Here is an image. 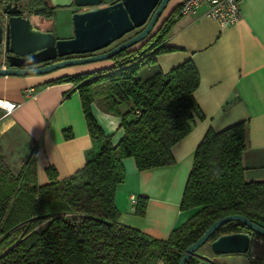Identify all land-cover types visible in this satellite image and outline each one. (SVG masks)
Listing matches in <instances>:
<instances>
[{"label":"trees","instance_id":"1","mask_svg":"<svg viewBox=\"0 0 264 264\" xmlns=\"http://www.w3.org/2000/svg\"><path fill=\"white\" fill-rule=\"evenodd\" d=\"M18 1L35 26L54 20L55 7L47 0ZM177 7L158 18L148 37L112 55L110 65L50 80L75 85L88 132L100 143L80 169L58 179L49 166V181L39 184L33 150L14 171L0 149V264H177L184 249L221 216L239 213L264 226V180L244 178L247 120L205 131L180 201L188 216L166 238L118 221L115 192L126 176L122 159L133 157L138 170L172 164L171 146L189 132L195 116L202 117L193 95L198 73L192 61L165 72L155 64V56L170 48L164 42ZM150 63L153 73L140 77L138 70ZM92 102L120 116L123 134L116 144L93 116ZM145 206L146 197L138 195L134 212L143 214ZM233 231L247 232L250 246L256 238L264 241L245 223L229 220L184 264H198L204 257L197 252L206 243L213 254L210 241ZM249 251L233 254L256 264Z\"/></svg>","mask_w":264,"mask_h":264},{"label":"crops","instance_id":"2","mask_svg":"<svg viewBox=\"0 0 264 264\" xmlns=\"http://www.w3.org/2000/svg\"><path fill=\"white\" fill-rule=\"evenodd\" d=\"M112 1L102 0V4ZM180 1L169 0L163 17ZM80 8L55 7L54 20L37 26L56 29L57 37H69L73 34L71 13ZM240 8V19L227 25L205 14L203 8L174 18L164 42L170 48L155 56V64L165 72L187 59L192 61L198 73L193 95L202 117L195 116L189 132L171 146L172 164L138 170L133 157L122 159L126 176L115 192L119 222L166 238L188 216V210L180 209V201L194 150L208 128L218 131L247 120L244 178L264 180V0H241ZM110 64L108 58L42 74L0 75V100L13 103L10 111L0 107V141L24 146V139L32 145L39 184L49 181V166L58 179L74 173L100 144L88 132L75 85L50 80ZM27 88L32 92H26ZM90 108L103 132L116 144L123 134L120 116L94 102ZM66 129L69 136L64 135ZM130 195L146 197L143 214L134 212Z\"/></svg>","mask_w":264,"mask_h":264},{"label":"water","instance_id":"3","mask_svg":"<svg viewBox=\"0 0 264 264\" xmlns=\"http://www.w3.org/2000/svg\"><path fill=\"white\" fill-rule=\"evenodd\" d=\"M47 1L51 7H81L71 13V36L57 37L53 31L35 26L18 0H0V62L7 61L0 65V75L42 74L67 65L108 59L148 37L169 0H114L106 4L102 0ZM133 31L136 33L123 39ZM234 219L264 236L263 225L239 213L227 214L210 223L184 249L177 264H184L222 223ZM249 247L247 232H224L210 241L211 250L218 254L243 253Z\"/></svg>","mask_w":264,"mask_h":264},{"label":"rangeland","instance_id":"4","mask_svg":"<svg viewBox=\"0 0 264 264\" xmlns=\"http://www.w3.org/2000/svg\"><path fill=\"white\" fill-rule=\"evenodd\" d=\"M163 12H162L160 19L163 18ZM69 13L70 12L68 10V17H69ZM58 20H60V18H58ZM158 23H156L154 28H152V31L155 29ZM56 33H57L56 29H54V34L56 35ZM129 34L130 33H126L124 36L129 35ZM87 63H91V62H87ZM83 64H86V63H83ZM67 66H73V65H67ZM154 70H155V67L152 63L146 64L138 70V75L142 78H145L149 76L150 74H152ZM2 75L13 76L11 74H2ZM121 109L125 110L126 106L123 105ZM21 140L25 144L24 146H22L20 143L16 145L15 143H9V141L8 142H6L5 140L0 141V149L4 155V158L6 162L10 165V168L14 171H17L18 168L21 166L24 157L27 156L24 153H26V151L28 153L32 146L29 142L27 143L26 140L24 139H21ZM207 245L208 243L204 244V246L201 249H199L197 252L198 255H200L201 257H204L203 259H200L198 264H245V259H247V256L236 255L233 253H219V254L213 253L212 254L208 252ZM202 250L203 251L205 250V251L203 252ZM249 252L252 256L257 257V259L255 260L256 264H264V241L263 239L256 238V241L251 244ZM210 256L212 257L209 258ZM234 258L238 259L239 261L238 262L234 261L233 260Z\"/></svg>","mask_w":264,"mask_h":264},{"label":"built area","instance_id":"5","mask_svg":"<svg viewBox=\"0 0 264 264\" xmlns=\"http://www.w3.org/2000/svg\"><path fill=\"white\" fill-rule=\"evenodd\" d=\"M241 0H181L174 14L177 18L196 9L203 8L204 13L216 19L221 25L236 23L241 17ZM32 88H27L26 92H32ZM13 103L10 105L0 104L5 111H10ZM138 112V111H136ZM131 204L136 203L137 198L130 195ZM160 264H162L160 262Z\"/></svg>","mask_w":264,"mask_h":264},{"label":"flooded vegetation","instance_id":"6","mask_svg":"<svg viewBox=\"0 0 264 264\" xmlns=\"http://www.w3.org/2000/svg\"><path fill=\"white\" fill-rule=\"evenodd\" d=\"M50 5V4H49ZM133 34V32L132 33H130L129 35H132ZM129 35H126V37H128ZM125 36L123 37V39L124 38H126ZM108 48V47H107ZM107 48H105V49H107ZM104 49V50H105ZM83 55H85V54H83ZM65 57H68V56H65ZM62 58H64V56L63 57H56V58H54V59H52V60H49V61H45V62H41V63H38V64H35V65H44V64H46V63H48V62H51V61H56V60H59V59H62ZM7 61H2V63H3V65L5 64H7L6 63Z\"/></svg>","mask_w":264,"mask_h":264},{"label":"bare ground","instance_id":"7","mask_svg":"<svg viewBox=\"0 0 264 264\" xmlns=\"http://www.w3.org/2000/svg\"><path fill=\"white\" fill-rule=\"evenodd\" d=\"M0 104L10 105V103H8L7 101H2V100H0Z\"/></svg>","mask_w":264,"mask_h":264}]
</instances>
